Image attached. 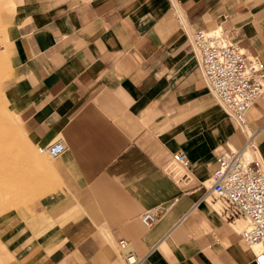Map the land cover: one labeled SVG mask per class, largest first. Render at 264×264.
<instances>
[{"label":"crops","instance_id":"1","mask_svg":"<svg viewBox=\"0 0 264 264\" xmlns=\"http://www.w3.org/2000/svg\"><path fill=\"white\" fill-rule=\"evenodd\" d=\"M11 1L23 134L66 150L47 185L38 163L32 202L0 213V264H125L121 239L140 264H257L244 221L206 192L229 146L264 161V95L240 133L187 34L223 28L264 63V0ZM176 152L189 159L178 177ZM159 205L169 208L146 227Z\"/></svg>","mask_w":264,"mask_h":264},{"label":"built area","instance_id":"2","mask_svg":"<svg viewBox=\"0 0 264 264\" xmlns=\"http://www.w3.org/2000/svg\"><path fill=\"white\" fill-rule=\"evenodd\" d=\"M206 86L223 110L245 132L247 114L254 103L264 95V63L251 57L242 48L232 32L223 28L199 29L187 34ZM254 145L250 137L246 148ZM41 153L58 157L66 150V143L57 139L39 146ZM244 149L229 146L217 159L213 184L206 196L226 199L231 207L227 217L244 221L242 240L254 249L255 262L264 264V161L245 159ZM176 164L186 167L189 159L183 152L173 155ZM169 206L159 205L142 214V222L151 227ZM125 264H140L142 258L128 248L126 240L119 241Z\"/></svg>","mask_w":264,"mask_h":264},{"label":"rangeland","instance_id":"3","mask_svg":"<svg viewBox=\"0 0 264 264\" xmlns=\"http://www.w3.org/2000/svg\"><path fill=\"white\" fill-rule=\"evenodd\" d=\"M12 28V1L0 0V213L10 208L20 209L32 202L37 197L32 193V186L40 166L38 163L44 164L47 185L54 159L27 142L12 104L9 91L15 75ZM238 130L243 133L241 128ZM170 169L177 177L180 176L172 165Z\"/></svg>","mask_w":264,"mask_h":264},{"label":"bare ground","instance_id":"4","mask_svg":"<svg viewBox=\"0 0 264 264\" xmlns=\"http://www.w3.org/2000/svg\"><path fill=\"white\" fill-rule=\"evenodd\" d=\"M249 148V147H248ZM250 152H252L251 151V149H245L244 150V158L245 159H247V160H249V158L247 157V153H250ZM44 154V153H43ZM51 157V156H50ZM250 160H251V158H250ZM172 168H173V170L175 171V172H177L178 174H182L183 172H184V169L180 166V165H178V164H176V163H172ZM179 168V169H178ZM183 171V172H182ZM254 250H256L257 251V249L256 248H254Z\"/></svg>","mask_w":264,"mask_h":264}]
</instances>
